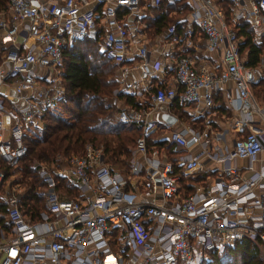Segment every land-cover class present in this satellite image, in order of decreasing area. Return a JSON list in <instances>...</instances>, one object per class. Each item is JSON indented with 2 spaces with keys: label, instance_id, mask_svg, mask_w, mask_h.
I'll return each instance as SVG.
<instances>
[{
  "label": "built area",
  "instance_id": "1",
  "mask_svg": "<svg viewBox=\"0 0 264 264\" xmlns=\"http://www.w3.org/2000/svg\"><path fill=\"white\" fill-rule=\"evenodd\" d=\"M184 1L190 10L180 30L170 24L150 39L145 19L162 0H7L0 11V264H202L239 240L251 242L264 264V159L254 169L264 150V103L252 91L264 75V43L254 37L260 55L247 66L238 36L243 24L255 34L264 28V0ZM86 38L116 65L120 87L140 89L151 106L117 114L140 126L126 174L92 144L33 161L42 206L30 215L21 203L28 187L15 177L25 131L63 98L64 50ZM131 71L138 78L126 87ZM216 95L231 113L229 144L187 124L168 134L176 158L147 144L157 129L153 110L178 103L203 117ZM203 174L180 194V177Z\"/></svg>",
  "mask_w": 264,
  "mask_h": 264
},
{
  "label": "trees",
  "instance_id": "2",
  "mask_svg": "<svg viewBox=\"0 0 264 264\" xmlns=\"http://www.w3.org/2000/svg\"><path fill=\"white\" fill-rule=\"evenodd\" d=\"M177 2L173 9L178 17L172 20V23L168 17V8L163 2L160 6L151 8L156 15L154 18H146L150 35L159 34L170 24H175L180 30L181 19L186 17L185 13H188L190 8L184 0L182 3ZM6 3L7 0H0V11L5 9ZM238 36H243L241 48L248 49L246 65L253 66L260 55V44L254 42L256 34L248 25L243 24L238 29ZM62 68L65 88L63 98L54 110L45 113L39 126H28L24 135L27 152L17 171L30 177L27 182L28 189L21 200L24 211L30 215H34L33 212L42 206L34 197L38 181L34 171L30 170V163L34 160L48 162L55 155L69 156L72 151H81L86 144H92L102 148L107 163L121 165L123 173L126 174V161L130 157L136 138L140 135V126L135 123L119 122L117 114L122 108L140 110L151 106L148 100L144 102L140 100V95L128 93L120 87L113 77L116 65L106 60L98 51L97 40L86 38L65 49ZM255 87L259 88L258 92L254 90ZM252 91H256L258 95L264 94V75L253 85ZM214 102L217 104L215 110L219 115L228 112L220 95L214 97ZM174 109L179 118L194 127H199L200 130L203 129L204 120L201 117L191 119L185 112L184 105L176 104ZM154 137L157 136L152 133L147 140L148 145L156 147L166 145L169 151L165 140L158 138L154 140ZM12 171L8 169L7 173L10 174ZM202 178V175L180 177V190L184 195L190 194L193 191L191 184L203 180ZM202 264H262V261L251 242L239 240L226 252L213 254Z\"/></svg>",
  "mask_w": 264,
  "mask_h": 264
},
{
  "label": "crops",
  "instance_id": "3",
  "mask_svg": "<svg viewBox=\"0 0 264 264\" xmlns=\"http://www.w3.org/2000/svg\"><path fill=\"white\" fill-rule=\"evenodd\" d=\"M151 57L154 58L155 57V54H152ZM137 78H138V72L137 71H131L128 74L127 85H125V86L127 87L130 84L134 83L137 80ZM134 93H136V94H138L140 96L141 95L142 96L144 95L141 92L140 89L139 90L137 89ZM176 104H178V103H174V104H172L169 107L162 105V106H159L157 109L153 110L155 112V118L158 120V123L157 124H160V125L162 124L161 125L162 127L160 126V132L159 133H154L157 136V137H154V140H156L155 138H158L160 140H165L166 143H167V146H168L167 138H168L169 132L171 130L175 129V128L176 129L179 128V126L181 124H187V125H189L194 130H200L199 127H194L192 124H190L188 122H185L184 120H182L181 118L178 117V114H177L176 110L174 109ZM178 105H180V104H178ZM216 105L217 104L215 103L214 109L212 111H207L206 112V115L203 116V117H201L204 120V123H205L203 129L208 128L211 131V134L212 135L215 134L216 136H218L221 139V141H225V142H227V144H229L230 141L232 140V138L235 135V132L231 129V126L229 125V121H230V118H231V113L228 111L226 114H220L219 115L218 112H217V110H215ZM223 105H224V103H223ZM188 109H189V106H185V112L187 114H188V112H187ZM164 115H169V116L174 117L176 119L175 122L173 124H168L166 121H164L162 119L164 117ZM189 117L191 119L200 118V117H193L191 115H189ZM209 122H212V124H209ZM157 128L159 129V126H157ZM165 146L166 145H163V146H160V147L165 148V151L167 153V156L170 159L176 158L177 155L174 154V153L169 152L166 149ZM198 151H199V149L196 147V148L192 149L190 152L195 154ZM262 159H264V150L260 154L259 160L254 163V165L256 166V168L254 167V169H258V166L260 164V160H262ZM237 164L238 165H244L245 164V161H242V160L237 161ZM208 165L212 169L218 168V164L213 163V162H209ZM210 175L211 176H215V173L214 172H211ZM195 176H197V175H194V176H185V177H195ZM202 176H203L202 179L203 180H206L205 175L203 174ZM196 183H199L200 184V183H202V180L199 181V182H196ZM196 183H192L191 185L194 186ZM180 194L183 195V192L180 191Z\"/></svg>",
  "mask_w": 264,
  "mask_h": 264
},
{
  "label": "rangeland",
  "instance_id": "4",
  "mask_svg": "<svg viewBox=\"0 0 264 264\" xmlns=\"http://www.w3.org/2000/svg\"><path fill=\"white\" fill-rule=\"evenodd\" d=\"M162 2H163V4H164V6H166L167 8H168V17L170 18H168L170 21H171V23H172V20H174L175 18H177L178 17V14H177V12L175 13V9H173V6L175 5V4H168V2H167V0H162ZM179 2H181L182 3V0H178V2H177V4L179 3ZM186 4V3H185ZM186 11H184V13H185ZM183 13V14H184ZM149 14H150V17L151 18H154L155 17V15H156V13L153 11V10H150L149 11ZM186 15H187V13H185ZM184 14V15H185ZM183 15V16H184ZM183 16H181V17H183ZM181 17H179V18H181ZM146 20V19H145ZM148 23V22H147ZM147 36L149 37V38H154V35H150V33H148L147 32ZM256 37H260L261 38V40H262V42L264 43V28H262L261 30H260V32H257L256 33ZM91 39V38H90ZM115 75V74H114ZM114 77V76H113ZM258 87H255V89L254 90H257V92H258V89H257ZM255 92L256 91H253V94L255 95ZM257 92H256V95H255V97H256V99L257 100H259V101H261V102H263L264 103V94H257ZM140 100H142L143 102L146 100V97L143 95H141L140 96V98H139ZM65 115L67 116V114L65 113ZM162 125V124H161ZM160 124H157V126H161ZM162 127V126H161ZM160 132V129H158L157 128V130L154 132V133H159ZM75 152H76V150H74ZM74 151H72V152H74ZM78 152V151H77ZM57 155H55L54 157H56ZM62 156V155H61ZM53 157V158H54ZM52 158V159H53ZM51 160V159H50ZM49 160V161H50ZM35 161V160H34ZM48 161V162H49ZM39 162V161H38ZM30 164H32V163H30ZM254 167L256 168V166L254 165ZM123 168V167H122ZM30 170H31V172H32V169L30 168ZM34 171V170H33ZM15 177H16V181L17 182H19L20 183V185H19V188L21 189V190H25L27 187H28V185H27V182L30 180V177L29 176H25L24 174H23V172H19V173H16L15 174ZM10 179H12V178H10ZM73 194V193H72ZM259 256H260V254H259Z\"/></svg>",
  "mask_w": 264,
  "mask_h": 264
},
{
  "label": "water",
  "instance_id": "5",
  "mask_svg": "<svg viewBox=\"0 0 264 264\" xmlns=\"http://www.w3.org/2000/svg\"><path fill=\"white\" fill-rule=\"evenodd\" d=\"M164 121H166L168 124H173L175 122V118L169 115H164L162 118Z\"/></svg>",
  "mask_w": 264,
  "mask_h": 264
}]
</instances>
